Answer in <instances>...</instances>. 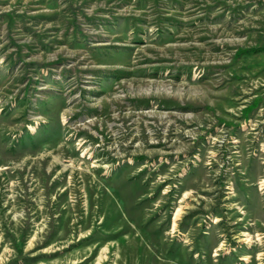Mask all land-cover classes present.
<instances>
[{"label":"rangeland","instance_id":"374dc122","mask_svg":"<svg viewBox=\"0 0 264 264\" xmlns=\"http://www.w3.org/2000/svg\"><path fill=\"white\" fill-rule=\"evenodd\" d=\"M0 264H264V0H0Z\"/></svg>","mask_w":264,"mask_h":264}]
</instances>
